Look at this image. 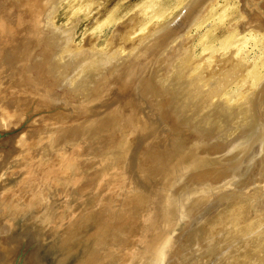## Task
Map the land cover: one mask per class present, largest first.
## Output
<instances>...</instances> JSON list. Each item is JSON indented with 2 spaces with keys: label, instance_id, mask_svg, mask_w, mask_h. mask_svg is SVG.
I'll return each mask as SVG.
<instances>
[{
  "label": "bare ground",
  "instance_id": "6f19581e",
  "mask_svg": "<svg viewBox=\"0 0 264 264\" xmlns=\"http://www.w3.org/2000/svg\"><path fill=\"white\" fill-rule=\"evenodd\" d=\"M196 1L103 0L89 9L90 0H11L9 22L14 29L11 30L14 40L18 37L41 40L43 45L36 50L37 57H33L41 59L46 54L50 55L47 61L49 68L59 71L58 79L61 81L62 78L66 91L76 97L90 94L94 103L102 101V95L106 94L105 84L109 86L112 81L109 77L113 75L118 82L127 61L178 21ZM63 11L68 12L65 22H69L57 25L55 18ZM5 12L7 14L8 11ZM81 26H84L80 35L85 44L80 48L74 40L78 38L77 30ZM193 30L200 31L191 39L187 38ZM11 33L10 38L6 35L9 39ZM106 36L108 49H95V40ZM128 42L130 45L122 54ZM194 43L199 45L198 51L192 46ZM10 44L8 49L13 48L9 46L14 41ZM166 45L157 52V59L154 58L157 61L152 58L145 65L130 90V96L126 94L133 102L123 114L132 121L137 122V118L142 122L140 126L132 123L136 126L132 132L140 141L149 140L143 144L144 149L154 145L159 147L158 150L161 147L164 154H173V162L149 186H141L138 177L140 183L131 175V180L140 185L142 192L128 202L119 196V199H124L122 203H131L129 216L114 209L115 206L106 199L108 197L101 198L102 194H99L107 183L98 190L93 175L85 178L82 188H76L71 194L65 193L74 206L70 211L73 219L67 220L71 244L75 243V246L71 245L75 247L71 253L73 264H124L125 254L142 237L144 227L156 223L159 228L160 222H164L167 229L171 226L177 230L164 264H264V0H203ZM15 49L18 50L17 47ZM29 49L30 46L24 53ZM11 58V62L22 59L21 56L17 60ZM46 60L47 57L45 63ZM152 60L156 63L153 70ZM6 62L9 65L8 59L4 65ZM12 68L21 89L32 86L28 85L30 77L24 62H20L18 67L12 65ZM62 74L64 78H60ZM60 81L56 88L61 87ZM100 81L103 84L96 93L95 86ZM147 89L164 106L163 115L157 111L153 116L146 113L144 107L150 98L143 99V103L146 102L140 106L144 109L138 107L140 103L136 104L141 101L135 102L134 99L139 95L143 97ZM134 92L139 97L132 100L136 96ZM128 96H122L125 100L120 106L128 101ZM112 106H108V111L116 109ZM101 113L87 120L96 119ZM133 117L136 118L133 120ZM162 117L171 119L170 125L176 127L175 132L163 126L159 121ZM130 120H124L125 124L127 121L129 126ZM56 128L43 134L45 138L30 151L31 154L44 157L51 148L63 153L70 149L73 142L69 143V135L58 140L60 129L55 131L51 140H47V135ZM178 132L187 136H176ZM185 142L187 145H183ZM207 142L211 143V148L204 147ZM144 149H141L142 153L147 154L148 148ZM132 151L130 155L127 153L128 158ZM127 155L125 162L130 160ZM77 167L80 169L82 165ZM127 180L128 176L124 180L126 184ZM60 183L57 179L54 188H59ZM194 223H200L195 226L194 236L187 234L185 240L182 238L180 244L177 243L178 235ZM192 239L198 244H182Z\"/></svg>",
  "mask_w": 264,
  "mask_h": 264
},
{
  "label": "rangeland",
  "instance_id": "374dc122",
  "mask_svg": "<svg viewBox=\"0 0 264 264\" xmlns=\"http://www.w3.org/2000/svg\"><path fill=\"white\" fill-rule=\"evenodd\" d=\"M10 1L11 0H0V38H1L0 39V43L3 40V43L0 44V51H1L0 52V63H2V64H0V84H1L0 85V107L3 110L8 111V112H13V111H17V110L23 109V108L27 107L28 105H30L32 103V101H33V96L23 94L22 92L24 90H33V91L39 92L41 94H44V95H47V96H50V97L57 98V99H60V100L66 101V102H70V103H75V104L86 102L88 105L98 104V103L102 102L103 100H105L110 95V93L112 92V90L114 89V87L117 84V80L115 81V79H113V75L109 77V81L112 80L111 83L109 82L110 83L109 86L107 84H105V86H106V90H105L106 94H104L105 96L102 95V93H100V95L103 96L102 99H101L102 101H100V102L95 101L94 103H92L93 99H91V98L93 96L90 97V94L88 96L85 95L84 97L81 96V95H80L81 97L79 95H78L79 97H76L77 95L71 94L69 91H66V88H65V86L63 84L64 81H62V78H61L64 73L60 76L61 81H62L61 82L60 79H58V77H59L58 75L59 74L57 75V73L59 71H57V70H55L56 72L55 71H51L50 68H49V62L47 63V61H48V58H49L50 55L46 54L43 57H41V59H39V56H38V58H35V57H37L36 56L37 55V51L36 50L38 49V47L40 45H43L41 43V40L35 41L33 38H31V39L27 38L25 40V38H22V37L19 38L18 37L17 38L18 40L15 38V40H17V43H16V41L13 39V37H14L13 36L14 29H13V27L10 26V22H9V20L11 18V13H10V10H9ZM90 1H91V4L89 6V9H93L95 6H97L98 3L102 2L103 0H96V2H95V0H90ZM5 11H8L7 14H6ZM4 14L6 16H4ZM1 15H3V16H1ZM67 17H68V12H64V11H63V13L60 12L58 14V16L55 18L56 21H57V25L67 24L69 22V21L65 22ZM7 20H8L9 23L7 22ZM5 22H7L9 24L8 26H10V29L8 28V26H7V24ZM3 23H4V25H3ZM5 26H7V27H5ZM32 28H33V26H32ZM12 29H13V31H11ZM4 31L6 33H4ZM7 31L9 33L12 32L10 34L11 35V39H9L10 36H9V33ZM83 31H84V26L79 27L78 30H77L78 38H76L74 40L76 45L79 46L80 48L82 46H84V44H85V40L83 41L81 39V35H80V34L83 33ZM199 31L200 30H198V31L197 30H193L192 34H190L189 37H187V38L191 39L192 35L193 36L198 35ZM1 33H2V35H1ZM6 35L9 36V38ZM84 35H86V33ZM2 36H4L5 39H3ZM94 36H95V34L92 37H94ZM108 36H106L104 39H96L94 44H93L94 45L93 47H95V49L97 48L98 50L100 48H101L100 50L108 49V47H109V45L107 44L108 43V40H107ZM12 40L14 41L13 45H12V42H13ZM82 41H83V45H82ZM18 42H19V44H18ZM5 43H7V44H5ZM15 43H16V45L18 44L19 46L18 45L16 46ZM24 43H25V46H22V45H24ZM104 43H105V46H104ZM9 44L12 45V46H9V48L10 47H13V48L8 49V45ZM20 44H22V45H20ZM127 45L129 46L130 42H128L126 44V46H125L126 48L124 49V51L121 49L122 50V54L126 53L127 48H128ZM14 46H15V48L17 47L18 50L15 49ZM28 46H30V49L28 50V52L31 51L30 54H28V52L24 53V50ZM165 46H167V45L165 44ZM165 46H163V47L166 48ZM192 46L195 48V51H198L199 45L194 43V44H192ZM162 48L159 50V52L162 51ZM5 49L8 50L9 52L6 51ZM19 49H20V51H19ZM119 49H120V47H119ZM14 50H15V52H14ZM21 50H23V51L21 52ZM5 51L8 54L5 53ZM2 52H3L2 57H3V55L6 54L5 55V59H4V57L3 58L1 57V53ZM10 52H12L11 56L13 57V59L15 58V60H17V59L20 58V56H21L22 59L20 61H17V62H14V61L11 62L10 59H12V58L10 56ZM35 52H36V55H35ZM17 53H18L19 57L17 56ZM31 53L33 55H31ZM158 53H156L152 57L154 61H157V60H155V59H157V58H155V56H157ZM15 54H16V57L13 56ZM7 56L10 59L7 58ZM33 56H35V57H33ZM220 56H222V54H220ZM32 57L35 58V59H38L39 62L37 60H35V59L33 60ZM45 57H47V60H46V63L48 64L47 66H46V63H45ZM31 58H32V61H30ZM6 59H8L9 65H8L7 62H6L7 64L4 65ZM153 60H152L153 66L151 65L152 70L154 69V64H156ZM33 61H35V62L33 63ZM20 62H24L26 67L28 68V70H27L28 74L27 75H29V77H30V82H29L28 85L30 86V84H31L32 85V86H30L31 88L26 86V88L21 89L20 86H19L20 83L18 82L17 77H15L16 76V74L14 73L15 69L12 68V65H16V67H18ZM10 63L12 64L11 67H9ZM37 63H40V64H38V66H37ZM1 65H2V67H1ZM6 66H8V67H6ZM5 67H6V69H5ZM8 68H12V69H10L8 71ZM34 69L36 70L35 72L33 71ZM52 72H54V74ZM55 73H56L57 76L55 75ZM49 74H50V76H48ZM12 75L14 76V80H13V76ZM63 78H64V76H63ZM9 80L10 81L12 80V81L10 82ZM51 81H53V82L51 83ZM59 81H60L59 87H60V85H61V87L60 88H56L58 86L57 83ZM54 84H56V85H54ZM62 84H63L64 87L62 86ZM102 84L103 83L100 81L95 86L96 93L98 92L99 89H101ZM66 87L68 89L69 86L66 85ZM130 90L127 92L129 96H130ZM148 91H150V89L146 90V93L144 94L143 97L138 94L139 91H138V93L134 92V95H136V96H133L132 100L135 97H139L140 96L142 98L139 97V98H135L134 99L135 102H137V101H141L142 102V103L141 102H137L136 103L137 105H138V103H140L138 107H140L141 109L145 108V111H146V113L148 112V115L150 114V115L153 116L154 115L153 113L155 111H157L156 112L157 114L163 115L164 111H165L164 110V106H162L161 103H158V97L155 96L154 93L153 94L151 92L148 93ZM127 93H125L123 96L127 97L128 96V95H126ZM71 96H72L73 99H75V101L73 99H71ZM129 96H128V101L129 102L126 100L127 102L125 101L123 106H120L121 104H123L122 101L125 100V98H123V97H121V99L119 98V101L117 100L116 102H114L112 104L113 105L112 109H113V107H116V109L118 110V113H117L116 109H114L116 111H114V110L113 111H108V107H107L105 109L108 111V113H107V111L105 109H103L102 113L98 112V113H101V114L96 119H92L91 121H89V120H87L89 117H87V118H84L82 120H79V121H76V122H73L71 124H68V125H65V126H62V127L58 128V129H60V130H58V131H60V133L57 134L58 135V140L64 139V138L68 137L67 135H69L70 138H71L69 143L73 142V143H71L73 145L70 147V149L67 152L63 153L61 151L54 150V149L51 148L50 151L48 152L49 154H47V156H44V157H42V156H34L33 154H31V152L28 153V159L30 161L41 164V167H39V168H37L35 170L36 174H41L45 169H47L46 174H48L52 170H54L56 167H59L50 176V178H49V180H48V182L46 184V189H47V191L50 194H52L59 201L60 205L62 206V209L64 211L65 216L67 215L66 216V220H68V219L72 220L73 219V217L70 215L71 214L70 211H72L71 209H73L74 206H73V202L71 201L70 197L65 196V193L69 192L71 194V192L76 190V188H80V187L82 188L83 187L82 184L84 183V181H86L85 178H88V176L93 175V177L95 179V187L98 190H101V188L104 187V185L107 183L106 188L103 190V191H105L104 194H103V191H102L99 195L102 194L101 198L108 197L106 199L107 200L109 199L108 201H109V204L111 206H113V205L115 206L114 209H117V211L123 212V213H125L126 216H129L131 214V212H130L131 203H122V201L124 199H126L125 202H128V201H132L133 199H135L136 196H139L140 195L139 193L142 192L140 185L141 186H145L144 184H146V185L149 186V184L151 182H155V180H157L160 175L162 176L166 172L167 168L172 164L173 159H171V158L173 157V154H170V155L168 153L164 154L163 153L164 151H162L164 149H162L161 147L159 149L161 151V153H160L159 150H158L159 147L157 148V147H155V145L154 146H150V147L146 146V148L144 149V145H146V143H148L149 140L147 139L148 141L147 140L144 141V139H143L142 141H140L139 137H138V139H139L138 140L137 139V135L135 133L133 134L132 130L136 127L133 124L135 123V125L138 124L140 126V125H142V122H140L136 117H133V120L136 118L137 122L136 121H132V120L128 119L123 114V112L125 110H128L129 107L132 106V104L130 105L131 101L129 99ZM74 97H76V98H74ZM152 97H153V99H152ZM78 98H80V99H78ZM82 98H84V99H82ZM148 98H150V99L147 100L148 104H146V107H147V105H149L148 108H147V110H148L147 111L146 107L143 108V106L141 107L140 105L145 104L146 100L143 103V101H144L143 99H148ZM154 99H156V102L153 101ZM149 101L150 102L152 101L153 104H152V102L150 103ZM127 103H129V104H127ZM134 104L135 103H133V105ZM136 104H135V106H136ZM110 107H111V105H110ZM40 109H43L45 111H50L51 109L49 107V102H47L45 100H35L34 103H33V110H40ZM112 109H110V110H112ZM114 112L116 114L115 117H114ZM119 113H120V115L117 116V114H119ZM56 114L57 113L54 112V113L47 114L46 116H44V115L37 116L36 118L33 119V123L40 125L45 120H49V121L51 120L52 122L60 123L61 121L62 122H64V121L67 122V121H69L71 119L70 114L69 115L66 114V113H60V114H57V115ZM162 118L164 120L163 119H159V121L163 124V126H165L166 128H169L170 131H174L175 132L174 128H176V127H172L170 125L171 119L167 118V117H162ZM85 119H86V121H85ZM124 120H130L131 121V122L129 121L130 125L129 126L127 125L128 124L127 121H126V124H125ZM75 124H77V125H75ZM119 125L122 126V127L120 128ZM55 127H57V126L48 127L45 124L40 125L38 127H29V128H27L25 130V132L23 134V137H24V139L26 141L34 142V143L38 144L41 141V139L45 138V136H43V134L45 135V133L48 132L47 131L48 129L49 130L50 129H54ZM171 129H173V130H171ZM178 135L183 136V137L187 136L186 133H179V132L176 134V136H178ZM47 136L49 137V135H47ZM132 136L134 137V139H133ZM173 136H175V135H173ZM175 139H177V137ZM134 140L135 141L138 140V141L135 142ZM133 142H135V144H133ZM187 142L183 143V145H187ZM132 145L133 146L136 145L137 147L133 148V147H131ZM141 145H142V148L140 147ZM153 147H154V149H153ZM204 147L205 148H207V147L211 148V143L207 142ZM139 148L144 149V150H146L148 148V152L150 151V153L147 152V154H145L143 152L145 154L144 155L142 153V150L139 149ZM129 149H130V152L132 150L133 151H132L131 156H129L130 160L129 161L127 160V162H125V160H126L125 158H126L127 153L130 155ZM151 149H153L155 152L153 151V153H152ZM38 151H40V150H38ZM79 154H80V156H79ZM91 155H92V157H91ZM73 156L75 158H73ZM166 156H168V158ZM127 158H128V155H127ZM133 158H135V159H133ZM128 164L132 168L134 167V169H132L130 166H128ZM77 165L78 166L82 165V167L80 169H78ZM98 165H100V166H98ZM136 166L137 167L139 166L138 168H140V169H138ZM120 169H121V171L123 169V171L121 172ZM119 173L121 174V177L119 176L120 175ZM126 173H128V175H126ZM135 173H136L137 176L135 175ZM18 174H19V170L18 169H14L12 171L5 172V176L6 177H11V176L17 177ZM106 174H107V176H106ZM129 174H130V176H129ZM122 175L124 177H122ZM131 175L133 176V178H132ZM127 176H128V180L129 181L127 180V184H126L125 183L126 181H124V180H126ZM80 177H81V180H79ZM137 177H138V180L142 184L137 180ZM76 178H77V180H75ZM121 178H123V180ZM131 178L133 180L136 179V181L138 183H140V185H138L137 183H133L134 181L131 180ZM57 179H59L62 183H60L59 188L58 187L54 188L55 181L57 182ZM114 179H116V180H114ZM112 181H114V182L116 181V183L118 182L119 185L118 184H114ZM123 182L125 184H123ZM109 183H110V185H109ZM120 183H121V185H120ZM62 184L64 185L63 187H62ZM78 184H79V187H78ZM113 184L116 185V186L118 185L117 189H116V186H115V188L112 187V186H114ZM133 184H135V185H133ZM123 185L125 186V188H124ZM121 186L125 190L123 189V191H122ZM119 187L121 189H119ZM113 188L115 190L112 191ZM43 195L45 196L46 192H43ZM119 196H123L124 199H119ZM121 204H122V206H121ZM212 210L210 212L213 215L214 212H216V210L215 211L213 210L214 212ZM68 213H69V215H68ZM190 219L191 218H189V220ZM199 224L195 225V223H194V224L190 225L191 228L189 226L186 231H183L180 235H178L179 239H178L177 243L180 244V240L182 238L183 239L186 238L187 234L190 235L191 237L194 236L195 228H197L199 226ZM195 226H197V227H195ZM151 227L150 226H148L147 228L144 227V229H145L144 233L147 230H149ZM165 229H167V227H165ZM157 231H158V228L155 227L154 232L156 233ZM188 232H191V233H188ZM144 233H143V235H144ZM176 233H177V230L174 231V233L172 235V238L170 240V243L168 245V248L170 247V245H171ZM182 244L190 246V245H197L198 242L195 239H192L191 241H186V242L184 241V242H182ZM71 245L75 246V243H73ZM133 245H135V244H133ZM74 248L71 247V253L72 254H73ZM133 248H134V246H132V248H130L128 250V253L125 254V256H124L125 263L124 264H126V262H127L128 258L130 256ZM168 248L166 250V253L164 255V258H163L161 264L165 263L166 256H167V253H168L167 252ZM181 249L183 250V253L186 252V249H184L183 246H182ZM71 264H73V259L71 260ZM114 264H116V263H114Z\"/></svg>",
  "mask_w": 264,
  "mask_h": 264
},
{
  "label": "water",
  "instance_id": "95a60500",
  "mask_svg": "<svg viewBox=\"0 0 264 264\" xmlns=\"http://www.w3.org/2000/svg\"><path fill=\"white\" fill-rule=\"evenodd\" d=\"M202 1L197 0L178 21L127 61L116 86L102 102L75 104L24 90L23 94L33 96L30 105L13 112L0 107V264H71L72 260L66 216L59 201L46 189L50 176L59 167L48 174L47 169L35 173L41 164L30 161L28 153L37 144L24 139L25 130L43 124L57 126L49 141L58 128L97 114L116 102L134 86L148 61L181 30ZM35 100L49 102L51 110H33ZM54 112L70 114L71 119L33 123L37 116ZM14 169L19 170L17 177L5 176V172ZM156 226L155 223L134 245L126 264H161L174 229H165L164 222H160L155 233Z\"/></svg>",
  "mask_w": 264,
  "mask_h": 264
}]
</instances>
